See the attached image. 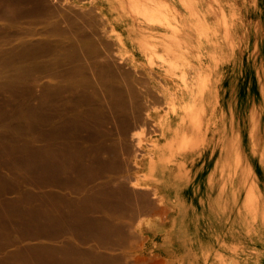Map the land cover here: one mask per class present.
I'll return each mask as SVG.
<instances>
[{
  "label": "rangeland",
  "instance_id": "1",
  "mask_svg": "<svg viewBox=\"0 0 264 264\" xmlns=\"http://www.w3.org/2000/svg\"><path fill=\"white\" fill-rule=\"evenodd\" d=\"M40 1L0 0V264H155L144 245L142 228L137 227L131 247L122 244L111 246L96 238L95 226L89 222L90 219H111L113 215L110 210L113 208L117 212L114 220L121 225L119 210L127 206L128 191L136 194L137 206L140 204V207H143L146 196L154 198L155 204L160 206L164 193L169 195L174 205L180 206L161 181L148 179L150 183H138L140 177H144L139 168V159L147 149H151V142L160 131L156 128L154 117L148 115L150 100L156 96L154 89L158 83L152 78H156L158 72L151 67L147 59L149 54L144 58L140 53L134 59H129L120 39L115 41L116 37L106 35L108 24L100 14L93 13L94 18L99 16L95 18L97 24L92 14H86L88 22H85L83 12H89L85 9H89L87 4H90V0H82L81 4L74 0ZM144 1L119 0L123 7L120 5L116 12L120 31L129 32L131 29L139 34L146 31L147 24L150 25L152 21L160 23V19L154 20L156 13L152 11L151 2ZM71 4L74 5L72 8ZM143 6L149 8L152 15ZM78 7L82 10L78 11ZM59 8L64 11L61 12ZM71 9H74V18L77 12H82L83 15H79L85 23H79V15L77 20H72V15L65 17L66 13L72 14ZM52 10L54 16L51 15ZM206 14L207 8H197L196 24L201 36L211 35V23H207ZM148 15L153 16V20ZM70 21H76L81 28L90 25L95 31L89 26L88 29L84 27V31L79 28L78 34L76 29L79 26L75 22L73 24L77 27L69 25ZM97 28L101 33L97 32ZM75 31L81 37L83 32L86 35L90 31L86 35L89 39L84 35L85 39L79 38L73 34ZM96 42L101 43L98 47L102 49L95 47ZM144 121H150L149 128H143ZM139 131L142 138L136 137ZM139 149H143L141 153ZM61 156L64 160L58 158ZM51 157L62 161L58 163ZM43 159L45 164L48 161L47 165L51 161L53 165L50 163V166L55 168L58 164V169L52 170L51 179V176L46 177L44 168L47 165L42 162ZM62 164H68L65 174L64 169L59 174ZM247 169H250L246 170L248 197L244 200L248 213L238 214L237 218L235 215L225 216H231L230 219L236 222L233 226L237 231L239 227L242 228L241 237L247 240V245L240 249L238 246L211 247L214 253L220 251L218 255L222 256L212 264H264V214L256 213L259 210L257 189L250 190L255 186L253 173L256 174V168L249 166ZM42 177L45 179L42 180ZM249 201L251 207H248ZM238 202L240 200L233 199L237 206ZM82 217L84 223L80 224ZM177 224L173 222V226ZM233 253L237 254L238 259ZM178 264L184 263L180 260Z\"/></svg>",
  "mask_w": 264,
  "mask_h": 264
},
{
  "label": "bare ground",
  "instance_id": "2",
  "mask_svg": "<svg viewBox=\"0 0 264 264\" xmlns=\"http://www.w3.org/2000/svg\"><path fill=\"white\" fill-rule=\"evenodd\" d=\"M20 1V0H19ZM40 1V0H38ZM47 1V0H45ZM44 1V4L46 3ZM77 3L81 4L82 0H74ZM85 1V0H84ZM127 1V0H126ZM141 1V0H140ZM144 1V0H142ZM151 3L150 5L154 8L152 11L154 13H156V15H154V20L156 19L157 21H159L160 19V23L159 22H154L152 21L150 25H148L147 23V29L146 31H140L139 34H135L136 32L132 31L131 29L129 30V32H123L120 31L117 23V11L119 6L121 5L119 0H90V4H87L89 7V9H85L88 10L89 12H83V14L85 13V15L78 13L75 10V13L77 12V15H83V18L87 17L86 14H92V17L94 16L93 13L96 14H100V16L102 17V19H105L104 22H106L108 25L105 28V33L108 36H112L116 37L114 38L115 41H118L120 39L121 45L123 46V49H125L126 53H128L126 56L129 57V59H134L136 57L137 54H140L144 57L147 56V54L150 55V57L147 59H149V63L152 65L151 67H153L154 69H156V71L158 72V76L155 78L153 77L152 80L154 82H156V80L158 81L157 83V87H155V92H153L155 96V98H152L153 100H150V104H149V117H154L155 123H156V128L158 127V130H160L157 134V136L155 138H153L152 140V144L153 146L151 147V149H147V151L144 152V155L141 159H139V168L141 171H143L144 173V177H140L139 182L137 180L138 183H142L146 184V183H150L147 180L148 179H153V180H158L162 182V185L166 188L167 191H169V193L172 195V197L179 203L180 205V213H176L175 216L173 217V222L178 223L176 226H173V228L171 230L172 234L174 237H176L177 239L182 238V242L180 243V247L182 249V263L184 264H200V263H196L195 259H192V257L196 256L197 260H202L205 258L206 260H209L211 262V254L214 253V248L213 251L211 249V238L214 237H219L224 243H227L228 240L230 239L231 242L229 244L235 243L238 248L240 249V247H244L246 244L245 238L241 237V233H240V228L239 227V231H237L236 229H234L235 227L233 226L234 224H236V222H233L232 219H230L231 216H228L227 218L229 219H224L223 216H220L217 214L218 217H212L213 214L211 215L210 213V219H211V228L210 229H205V228H201L199 222H203V219L205 218H201L200 215L196 216V214H200L196 208L199 207H203L206 206V202L202 201H198L193 199L191 200V198H194L196 195L194 194L193 196H189L187 195L186 192L190 191V190H197V188H199L198 184V179L200 178L199 175L202 174L201 176H206L209 175L210 180H211V116L209 113V110L211 111V50L209 51L208 48L211 47V35L209 36H205V35H199L198 34V26L196 24V18H197V9L195 8V2L194 0H149ZM209 1V0H208ZM211 1V0H210ZM232 1V0H231ZM239 1V0H238ZM243 1V0H242ZM254 1V0H253ZM258 1V0H257ZM37 3V1H34ZM41 2V1H40ZM50 2V1H49ZM49 2L47 3L48 5ZM125 2V0H124ZM146 2V0L144 1ZM213 2V1H212ZM223 2V1H222ZM240 2V1H239ZM249 2V1H248ZM256 2V0L254 1ZM42 3V2H41ZM71 3V2H70ZM148 3V2H147ZM211 3V2H210ZM40 4V3H38ZM37 4V5H38ZM43 4V3H42ZM41 4V5H42ZM46 4V5H47ZM209 4V3H208ZM237 4V3H236ZM240 4V3H239ZM57 5V4H56ZM86 5V4H84ZM83 5V6H84ZM86 5V6H87ZM144 5V4H143ZM250 5V4H249ZM60 7V5H58ZM62 6V5H61ZM74 6V5H73ZM71 4V8L73 7ZM81 6V5H80ZM128 6V5H127ZM131 7V5H129ZM141 6V5H140ZM212 6V3H211ZM215 6V5H214ZM213 6V7H214ZM217 6V5H216ZM221 6V5H220ZM67 7V6H65ZM122 7V5H121ZM137 7V6H136ZM146 7V6H143ZM223 7V6H222ZM252 7V4H251ZM62 8V7H61ZM64 8V7H63ZM70 8V7H69ZM77 8V5H76ZM79 8V7H78ZM123 8V7H122ZM215 8V7H214ZM57 9V8H56ZM84 9V8H83ZM147 8L144 9L146 10V12H150L151 10L149 9L147 11ZM224 9V8H223ZM248 9V8H247ZM246 9V10H247ZM257 9V8H256ZM51 10V9H50ZM59 10L62 12V10L64 11V9H60ZM74 10V9H73ZM72 14H68L66 13L65 17H68L69 15L71 16V18L73 17V11ZM82 10V8L78 9ZM84 10V11H85ZM120 10V9H119ZM137 10H139L137 8ZM213 10V8H212ZM215 10V9H214ZM213 10V11H214ZM221 10V8H220ZM234 10V9H233ZM243 10V9H242ZM58 11V10H57ZM70 10L68 9L67 12H69ZM121 11V10H120ZM129 11V10H128ZM150 12V14L152 15L153 12ZM217 10H215L216 13ZM235 11V10H234ZM248 11V10H247ZM255 11V10H254ZM253 11V12H254ZM261 11V10H260ZM54 12L55 8H54ZM60 12V13H61ZM142 13H144L143 11H141ZM140 12L141 15L145 16L144 14H142ZM220 12V11H219ZM240 12V11H239ZM252 12V13H253ZM53 13V10H52ZM58 13V12H57ZM131 13V12H130ZM202 13V12H201ZM221 13V12H220ZM241 13V12H240ZM243 13V12H242ZM249 13V11H248ZM261 13V12H260ZM233 14V13H232ZM256 14V13H254ZM54 16V13L51 14ZM57 15V14H56ZM60 15V14H59ZM58 15V16H59ZM62 15V13H61ZM65 15V14H64ZM76 15V17H77ZM80 15L78 16L80 19ZM147 15V14H146ZM151 15H148L147 17L150 16V20L151 19ZM244 15V14H243ZM251 15V14H249ZM57 16V17H58ZM75 16V15H74ZM90 17V15H88ZM97 16V15H96ZM157 16V18H156ZM215 16V15H214ZM257 16V15H256ZM262 16V14H261ZM64 17V16H62ZM76 17L72 18V20H77ZM91 17V19H93ZM99 17V16H98ZM98 17L96 19H98ZM146 17V16H145ZM222 17V16H221ZM234 17V16H233ZM238 17V15H237ZM236 17V18H237ZM252 17V15H251ZM82 18V19H83ZM94 18V19H95ZM133 18V17H132ZM216 18V17H215ZM218 18V17H217ZM79 19V23L80 21L83 23L84 21H82V19ZM89 19V18H87ZM90 19V20H91ZM93 19V20H94ZM94 20L97 21V20ZM100 19V18H99ZM149 19V18H147ZM162 19V20H161ZM213 19V18H212ZM253 19V18H252ZM258 19V18H255ZM63 20V19H62ZM86 20V18L84 19ZM90 20H89V24H90ZM92 20V21H93ZM214 20V19H213ZM226 20V19H224ZM259 20V19H258ZM60 21V20H59ZM67 21V18H66ZM69 21V20H68ZM91 21L92 24H94ZM102 21V20H100ZM128 21V20H127ZM243 21V20H242ZM63 22V21H62ZM71 22V21H70ZM76 23V21H74ZM73 21L71 22L72 25L74 23ZM85 22H88L87 20ZM84 22V23H85ZM223 22V20H222ZM254 22V21H252ZM256 22V21H255ZM67 24L69 22H66ZM79 23H76L77 25ZM81 23V25H82ZM96 23V22H95ZM98 23V22H97ZM96 23V24H97ZM128 23V22H127ZM136 23H138L136 21ZM225 23V22H224ZM72 25L74 27H77V25ZM94 24V25H96ZM100 24V23H99ZM98 24V25H99ZM139 24V23H138ZM256 24V23H255ZM260 24V23H259ZM85 25V24H83ZM97 25V26H98ZM225 25V24H224ZM248 25V23H247ZM79 26V25H78ZM86 26V25H85ZM84 26V27H85ZM90 26V25H89ZM89 26H87L89 28ZM95 26V27H97ZM102 26V23L101 25ZM246 26V25H245ZM84 27H78L76 30L79 33V28H81L84 31ZM143 27V26H142ZM209 27V25H208ZM226 27V26H225ZM248 27V26H247ZM258 26H256L255 29H257ZM72 28V27H70ZM86 28V27H85ZM86 28V29H88ZM93 28L90 26V29ZM210 28V27H209ZM222 28V26H221ZM261 28V27H260ZM75 29V28H73ZM99 33H101L99 31V28H97ZM96 29V30H97ZM101 29V28H100ZM134 30V28H132ZM200 29V28H199ZM69 30V29H68ZM72 31V29H70ZM93 31H95L94 29H91ZM229 30V29H228ZM242 30V29H241ZM264 30V29H263ZM74 31V30H73ZM81 31V30H80ZM104 31V30H103ZM138 31V30H137ZM223 31V30H221ZM262 31V30H261ZM231 32V30H230ZM90 33V31H87V36ZM245 33V32H244ZM250 33V31H249ZM74 35L76 34V36H80L77 35L76 31L73 33ZM84 35V32L82 33ZM81 34V35H82ZM230 34V33H229ZM248 34V32L246 33V35ZM260 34V31H259ZM82 35V37L85 39L86 37H84ZM242 35V34H240ZM254 35V32H253ZM64 36V35H62ZM71 36V35H70ZM76 36H72L76 37ZM96 36V35H95ZM245 36V35H244ZM248 36V35H247ZM255 36V35H254ZM253 36V37H254ZM81 36L79 38H82ZM98 37V36H97ZM101 36H99L98 38H100ZM260 37V36H258ZM67 38V37H66ZM69 38V37H68ZM77 38V37H76ZM89 39V37H87ZM232 38V37H231ZM230 38V39H231ZM255 38V37H254ZM253 38V40H254ZM75 39V38H74ZM78 39V38H77ZM96 39V37H95ZM243 39V38H242ZM244 39H248L245 38ZM80 40V39H79ZM100 40V39H99ZM232 40V39H231ZM252 40V37H251ZM97 41V40H96ZM101 41V40H100ZM104 41V39H103ZM102 41V42H103ZM106 41V39H105ZM233 41V40H232ZM240 41V40H239ZM245 41V40H244ZM256 41V40H255ZM112 42V41H111ZM80 43V42H79ZM109 43V42H107ZM106 43V44H107ZM232 43V42H231ZM234 43V42H233ZM241 43V41H240ZM239 43V44H240ZM256 43V42H255ZM261 43V42H260ZM99 45L101 43H98ZM98 44L96 42L95 47H97L98 49L101 47H98ZM111 44V43H109ZM229 44V43H228ZM250 44V43H249ZM257 44V43H256ZM72 45V44H71ZM74 45V44H73ZM112 45V44H111ZM111 45H107V46H111ZM255 45V44H254ZM260 45V44H259ZM75 46V45H74ZM93 46V44H92ZM228 46V45H227ZM264 46V45H262ZM78 47V46H77ZM75 47V50L76 48ZM121 47V46H120ZM242 47V46H241ZM105 48V47H104ZM111 48V47H109ZM234 48V47H233ZM250 48V47H249ZM256 48V46H255ZM264 48V47H263ZM82 49V48H81ZM102 49V48H101ZM113 49V48H112ZM111 49V51H112ZM80 50V48L78 49ZM89 50V49H88ZM108 50V49H107ZM105 49V51H107ZM240 50V49H239ZM256 50V49H255ZM254 50V52H255ZM110 51V52H111ZM260 51V50H259ZM85 52V51H84ZM86 52L88 53V51L86 50ZM109 52V51H107ZM252 52V54L254 53ZM259 53V52H258ZM107 55V54H106ZM257 55V54H256ZM255 55V56H256ZM109 56V55H108ZM244 56V55H243ZM261 56V55H259ZM117 57V56H116ZM258 57V56H257ZM94 58V57H93ZM110 58V57H109ZM145 58V57H144ZM95 59V58H94ZM111 59V58H110ZM119 59V58H117ZM241 59V58H240ZM263 59V57H262ZM115 60V59H114ZM146 60V59H145ZM257 60V59H256ZM261 60V59H260ZM97 61V59H96ZM122 61V60H121ZM141 63H143L140 60H137ZM262 62V60H261ZM243 64V63H242ZM262 64V63H261ZM260 64V65H261ZM156 65V66H155ZM254 65V64H253ZM222 67V66H221ZM220 67V68H221ZM261 66H259L260 68ZM262 70V69H261ZM260 71V70H259ZM258 72V71H257ZM152 73V72H151ZM263 73V72H262ZM243 74V72H242ZM264 74V73H263ZM244 75V74H243ZM242 75V76H243ZM260 75V74H259ZM144 76V75H143ZM253 76V75H252ZM264 77V76H263ZM143 78V77H142ZM156 79V80H155ZM255 79V77H254ZM143 81V80H142ZM150 81V80H149ZM261 81V79H260ZM259 81V82H260ZM145 82V81H144ZM237 83V82H236ZM140 84V83H139ZM159 84V86H158ZM256 84V83H255ZM141 85V84H140ZM143 86L144 83L142 84ZM260 85V84H259ZM261 86V85H260ZM147 88V87H146ZM159 88V89H158ZM235 88V87H234ZM260 88V87H259ZM262 88V86H261ZM233 89V87H232ZM152 90V89H151ZM149 91V90H147ZM235 91V90H234ZM237 91V90H236ZM250 91V90H249ZM252 91V90H251ZM262 91V90H261ZM150 92V91H149ZM152 92V91H151ZM232 93V91H231ZM152 94V93H151ZM232 95V94H231ZM238 95V94H237ZM241 95V94H240ZM246 95V94H245ZM242 96V95H241ZM257 96V95H256ZM264 96V95H263ZM234 97V96H233ZM248 97V96H247ZM241 98V97H240ZM151 99V98H149ZM239 99V98H238ZM246 99V98H245ZM253 99V98H252ZM233 100V99H232ZM243 100V99H242ZM229 101V99H228ZM235 101V100H234ZM233 101V102H234ZM238 101V100H237ZM259 101V100H258ZM236 103V102H235ZM240 103V102H239ZM261 103V102H259ZM232 104V103H231ZM229 104V105H231ZM248 104V103H247ZM226 105V104H225ZM236 105V104H235ZM234 105V106H235ZM261 105V104H260ZM227 106V105H226ZM242 106V105H241ZM248 106V105H247ZM246 106V107H247ZM236 107V106H235ZM239 107V106H238ZM254 108V107H253ZM228 109V108H227ZM230 109V108H229ZM247 109V108H246ZM245 109V111H246ZM252 109V106H251ZM254 110V109H252ZM257 110V109H256ZM38 111V110H37ZM239 111V109H238ZM241 111V110H240ZM243 111V110H242ZM261 111V110H260ZM141 112V111H140ZM139 112V113H140ZM248 112V111H247ZM254 112V111H251ZM241 114V113H240ZM252 114V113H251ZM250 114V115H251ZM254 114V113H253ZM252 114V115H253ZM261 114V113H260ZM142 116V115H141ZM243 116V115H242ZM144 117V116H143ZM232 117V116H231ZM263 116H260V118H262ZM147 118V116H146ZM253 118V117H251ZM232 119V118H231ZM153 120V119H152ZM153 120V121H154ZM244 120V118H243ZM261 119H259L260 121ZM250 121V118H249ZM254 121V119H253ZM150 123V121H148ZM148 122L144 121L143 123V128L148 127ZM232 122V121H231ZM259 123V122H258ZM152 124V123H151ZM227 124V123H226ZM229 124V123H228ZM233 124V123H232ZM260 124V123H259ZM258 124V125H259ZM153 125V124H152ZM255 125V124H254ZM229 126V125H228ZM235 126V125H234ZM153 127V126H152ZM231 127V126H230ZM228 127V128H230ZM238 127V126H237ZM149 128V127H148ZM232 128V127H231ZM260 129V127H258ZM147 130V128H146ZM241 130V129H240ZM230 131V130H229ZM232 131V129H231ZM259 131V130H258ZM264 131V130H263ZM126 132V130H125ZM147 132V131H146ZM72 133V132H71ZM124 133V132H123ZM135 133V132H133ZM139 134L136 135L137 138L141 137L142 138V133H140V131L138 132ZM254 133V131H253ZM129 134V133H128ZM228 134V133H227ZM226 134V135H227ZM232 134V132H231ZM237 134V133H236ZM258 134V133H257ZM239 136V135H238ZM144 137V136H143ZM135 139V138H134ZM144 139V138H143ZM232 138H229L228 140H230ZM250 139V138H249ZM140 140V139H139ZM150 140V139H149ZM227 140V141H228ZM239 140V139H238ZM241 140V139H240ZM145 141V140H144ZM244 141V140H243ZM251 141V140H250ZM254 141V140H253ZM263 141V140H262ZM141 142V141H138ZM231 142V141H230ZM237 142V141H236ZM241 142V141H238ZM255 142V141H254ZM258 142V141H257ZM228 143V142H227ZM53 144V143H51ZM238 144V143H237ZM255 144V143H254ZM258 144V143H257ZM68 144H65L64 146H66ZM78 145V144H77ZM134 145V144H133ZM142 145V144H141ZM144 145V144H143ZM142 145V146H143ZM243 145V144H242ZM247 145V144H246ZM245 145V146H246ZM259 145V144H258ZM256 145V146H258ZM63 146V143H62ZM70 146V145H69ZM80 146V145H79ZM97 147V145H95ZM100 146V145H98ZM107 146V145H106ZM140 146V144H139ZM150 146V145H149ZM241 146V143H240ZM32 147V146H31ZM41 147V146H40ZM47 147V146H46ZM49 147V144H48ZM52 147V146H51ZM57 147V146H56ZM72 147V145H71ZM73 147H75L73 145ZM82 147V146H81ZM84 147H86L84 145ZM141 147V146H140ZM236 147V146H235ZM234 147V148H235ZM259 147V146H258ZM262 147V146H261ZM60 148V147H59ZM66 148V147H64ZM70 148V147H69ZM66 148V149H69ZM77 148V147H76ZM75 148V149H76ZM79 148V147H78ZM83 148V147H82ZM90 148V146H89ZM102 148V147H101ZM108 148V147H107ZM142 148V147H141ZM140 148V149H141ZM145 148V147H144ZM243 148V147H242ZM34 149V148H33ZM52 148H50L51 150ZM55 149V148H54ZM95 149V148H94ZM100 151V148H98ZM96 149V150H98ZM139 149V151H140ZM238 148H236V150H238ZM253 149V148H252ZM43 150V149H42ZM46 150V149H45ZM55 150H58L57 148ZM53 150V151H55ZM63 150V149H62ZM81 150V149H80ZM143 150V149H142ZM142 150L140 151V153L142 152ZM199 150H201V152H199ZM226 150V148H225ZM244 150V149H243ZM53 151L51 153H53ZM74 151V150H73ZM82 151V150H81ZM47 152V151H46ZM45 152V153H46ZM59 152V151H58ZM36 153V152H35ZM44 153V154H45ZM50 153V152H48ZM47 153V154H48ZM51 153L49 155H51ZM55 153V152H54ZM57 153V152H56ZM65 153V152H64ZM79 153V151H78ZM81 153V152H80ZM201 153V154H200ZM222 153H224L222 151ZM226 153L228 154V147H227V151ZM241 153V151H240ZM248 153V152H247ZM60 154V153H58ZM99 154V153H98ZM200 154V155H199ZM233 154V152H232ZM238 154V153H237ZM243 155L246 153H242ZM264 154V153H263ZM56 155V154H55ZM68 156H70L69 154H67ZM72 155V154H71ZM77 155V154H76ZM101 155V152H100ZM225 155V154H224ZM231 155V154H229ZM251 155V154H250ZM259 155V153H258ZM47 156V155H46ZM64 157H66L65 155H63ZM63 156L58 157V158H62ZM79 156V155H78ZM83 156V155H82ZM239 156V155H238ZM237 156V158H238ZM41 157V156H40ZM44 157V156H42ZM74 157V156H73ZM70 158V159H73ZM99 157V156H98ZM98 157L96 158V160H98ZM229 156L226 155V158ZM48 158V157H46ZM68 159V157H66ZM65 158V161H66ZM80 158V157H79ZM88 158V157H87ZM102 159V157L100 156L99 159ZM231 158V157H230ZM247 158V157H246ZM245 158V159H246ZM262 158V157H261ZM260 158V159H261ZM49 159V158H48ZM52 159V157L50 158ZM69 159V160H70ZM75 159V158H74ZM100 159V160H101ZM257 159V158H255ZM39 160V159H38ZM53 160V159H52ZM54 160L61 162L60 160H58L57 158H54ZM53 160V161H54ZM64 160V159H63ZM81 161V158L79 159ZM84 160V159H83ZM94 160V158L92 159V161ZM222 160V159H221ZM232 160V159H231ZM248 160V159H246ZM41 161V160H40ZM52 161V162H53ZM55 161V162H56ZM76 161V160H74ZM85 161V160H84ZM104 161V160H103ZM103 161L101 162L103 164ZM200 161H204L205 163V167L203 168L204 171H202L200 174L198 173V168L196 165L199 164ZM238 161V159H237ZM236 161V163H237ZM261 161V160H260ZM44 163V159L42 161ZM40 162V163H42ZM46 162V161H45ZM73 162V161H72ZM82 162V161H81ZM98 161H96L97 163ZM105 162V161H104ZM231 162V161H229ZM240 162V161H239ZM51 163V161H50ZM48 164V161L45 165V168L43 166V168L46 170L47 175L51 176L49 177L50 179L53 176V169L55 167L50 166L51 164ZM95 163V164H96ZM100 163V162H99ZM98 163V164H99ZM100 163V164H101ZM248 163V161H247ZM262 163V162H261ZM33 164V163H32ZM31 164V165H32ZM55 164V163H54ZM89 164V163H88ZM92 164V163H91ZM89 165V166H93V165ZM225 164V163H224ZM227 164L229 165V163L227 162ZM233 164V162H232ZM240 164V163H239ZM242 164V163H241ZM249 164V163H248ZM247 164V165H248ZM36 165V164H35ZM38 165V163H37ZM43 165V164H41ZM53 165V164H52ZM58 167V164H56ZM84 165V164H83ZM82 165V166H83ZM234 165V164H233ZM250 166V165H248ZM255 165V164H254ZM39 166V165H38ZM81 166V167H82ZM88 166V165H87ZM101 169L103 168V166L105 167V165L103 164L100 165ZM34 167V165H33ZM55 168L56 169L58 168ZM60 167V172L59 174H62L64 171H68V164H62L59 166ZM73 167V166H70ZM69 167V170H70ZM84 167V166H83ZM98 167V166H97ZM223 167V166H222ZM245 167V166H244ZM259 167V166H258ZM94 167H92L93 169ZM43 169V172H45V170ZM64 169V170H63ZM83 169V168H82ZM96 169V168H94ZM93 169V170H94ZM240 169V168H238ZM245 169V168H243ZM251 169V168H250ZM249 169V170H250ZM53 170V171H52ZM58 170V171H59ZM63 170V172L61 171ZM80 170V169H78ZM247 169V171H249ZM254 170V169H253ZM256 170V169H255ZM41 171V170H40ZM39 171V172H40ZM102 171V170H101ZM218 171V170H217ZM241 171V169H240ZM245 171V170H244ZM263 171V170H262ZM53 172V173H52ZM100 172V171H99ZM98 172V173H99ZM223 172V171H222ZM254 172V171H253ZM264 172V171H263ZM56 173V172H55ZM78 173V171H77ZM76 173V174H77ZM87 173V172H86ZM96 173V172H94ZM104 173V171H103ZM226 173V172H224ZM237 173L238 170H237ZM247 173V172H245ZM250 173V172H249ZM248 173V174H249ZM40 174V173H39ZM65 174V172H64ZM68 174V173H67ZM66 174V176H67ZM255 175V173H253ZM264 174V173H263ZM42 175V174H40ZM227 175V174H226ZM233 175V174H232ZM238 175V174H237ZM43 176V175H42ZM56 176V175H55ZM58 176V175H57ZM60 176V175H59ZM62 176V175H61ZM60 176V177H61ZM71 176V175H70ZM198 176V177H197ZM223 176V173H222ZM244 176V173H243ZM242 176V177H243ZM256 177H258L257 175H255ZM264 176V175H263ZM45 177V176H43ZM42 177V180L45 179ZM138 177V176H137ZM153 177V178H152ZM227 177V176H226ZM238 177V176H237ZM241 176H239L240 178ZM250 177V175L248 176ZM102 178V176H101ZM204 180V177H202ZM207 178V177H206ZM232 178V177H231ZM245 178V176H244ZM41 179V178H40ZM78 179V178H77ZM80 179V178H79ZM98 179V178H97ZM138 179V178H137ZM147 179V180H146ZM215 179V178H214ZM256 180V178H254ZM57 180V179H56ZM60 180V179H59ZM62 180V179H61ZM70 180V179H69ZM191 180V184L188 186V184L190 183L189 181ZM224 180V179H223ZM242 180V179H241ZM249 180V179H247ZM246 180V181H247ZM259 180V179H257ZM55 181V180H54ZM75 181V180H74ZM206 181V180H205ZM245 181V183H246ZM262 181V180H261ZM51 182V181H50ZM189 182V183H188ZM218 182V179H217ZM220 182V181H219ZM226 182V181H225ZM234 182H235V178H234ZM250 182V181H249ZM248 182V183H249ZM253 182V181H251ZM203 183V182H202ZM229 183V182H228ZM261 183V182H258ZM250 184V183H249ZM255 186L257 187L256 182L254 183ZM104 185V184H103ZM229 185V184H228ZM237 185V184H235ZM102 188V185H100ZM188 186V187H187ZM207 186V185H206ZM223 186V185H222ZM231 186V185H230ZM255 186H253L252 189L250 190H254L257 189ZM227 187V186H226ZM255 187V188H254ZM152 188V187H151ZM154 188V187H153ZM152 188V189H153ZM209 188V187H207ZM205 188V189H207ZM240 188V187H238ZM246 188V187H245ZM225 189V187H224ZM248 190V188H246ZM245 189V190H246ZM261 189L262 188L261 186ZM260 189V190H261ZM97 190V188H96ZM94 190V191H96ZM102 190V189H101ZM100 190V191H101ZM104 190V188H103ZM202 190V189H201ZM223 190V188H222ZM231 190V189H230ZM235 190V189H234ZM243 190V189H242ZM258 190V189H257ZM98 191V190H97ZM96 191V192H97ZM160 191V190H159ZM200 191V189H199ZM218 191V190H217ZM224 191V190H223ZM240 192V191H239ZM238 192V193H239ZM260 192V191H258ZM264 192V190H263ZM231 194V191L229 192ZM245 193V192H244ZM248 192H246L247 194ZM251 193V192H250ZM193 194V193H192ZM191 194V195H192ZM203 194V193H202ZM241 194V193H240ZM260 194V193H259ZM262 194V193H261ZM149 195V194H147ZM151 195V194H150ZM206 195V194H205ZM210 195V194H209ZM225 195V194H223ZM236 195V194H235ZM234 194L232 196H235ZM256 195V194H255ZM216 196V195H215ZM228 196V195H227ZM226 196V198H227ZM248 197V195H246ZM250 196V195H249ZM258 196V195H257ZM261 196V195H260ZM187 197V198H186ZM237 197V196H236ZM148 199V197H146ZM234 198V197H233ZM254 198V197H253ZM201 199V198H199ZM215 199V197H214ZM223 199V197H222ZM221 199V200H222ZM237 199V198H236ZM247 199V198H246ZM245 199V200H246ZM252 199V198H251ZM209 200V199H208ZM216 200V199H215ZM227 200V199H226ZM229 200V198H228ZM249 200V199H248ZM150 201V200H149ZM151 201H153L151 199ZM150 201V202H151ZM218 201V199L216 200ZM215 201V202H216ZM220 201V200H219ZM257 201V200H254ZM261 201V198H260ZM144 202V201H143ZM154 202H156L154 200ZM231 202V200H230ZM229 202V203H230ZM145 203V202H144ZM142 203V204H144ZM153 203V202H151ZM226 203V202H225ZM228 203V202H227ZM257 203V202H256ZM261 203V202H259ZM150 205L147 202L145 203V205ZM211 204V202H210ZM254 204V203H253ZM223 205V204H222ZM230 205V204H229ZM245 205V203H244ZM247 205V204H246ZM259 205V204H257ZM256 205V206H257ZM155 206V204L153 205ZM250 206V201L248 204V207ZM255 206V205H254ZM261 206V204H260ZM264 207V204L262 205ZM149 206L145 207L148 208ZM213 207V206H212ZM228 207V206H227ZM226 207V210H227ZM245 207V206H244ZM247 207V206H246ZM251 207V206H250ZM258 207V206H257ZM65 208V207H64ZM90 208V207H89ZM88 208V209H89ZM259 208V207H258ZM258 208H256V210H258ZM70 209V208H69ZM212 209V210H211ZM210 212L213 211V208H211ZM90 210V209H89ZM150 210V207L149 209ZM246 210V209H245ZM83 211V210H82ZM202 211V210H201ZM217 211V210H216ZM219 211V210H218ZM242 209L239 211L241 213ZM244 211V210H243ZM251 211V209H249V212ZM262 211V210H261ZM65 212V211H64ZM209 212V211H208ZM74 213V212H73ZM214 213V212H212ZM216 213V212H215ZM214 213V214H215ZM220 213V212H219ZM244 213V212H243ZM253 213V212H252ZM257 213V211H256ZM261 213V212H260ZM84 214V213H83ZM149 214V213H148ZM245 214V213H244ZM262 214V213H261ZM72 215V214H71ZM238 215V214H236ZM235 215V216H236ZM242 215V214H241ZM251 215V214H250ZM63 216V214H62ZM65 216V214H64ZM74 216V215H73ZM88 214L85 216L87 218ZM91 216V215H89ZM202 216V215H201ZM239 216V215H238ZM245 216V215H244ZM105 217V216H104ZM208 217V216H207ZM241 217V216H240ZM248 217V216H247ZM255 217V215H254ZM259 217H263V216H259ZM258 217V218H259ZM67 218V217H66ZM90 218V217H89ZM237 218V216H236ZM64 219V218H63ZM94 219V218H93ZM150 219V218H149ZM239 219V218H238ZM237 219V220H238ZM248 219V218H246ZM260 219V218H259ZM68 220V219H66ZM207 220V219H206ZM245 220V219H244ZM263 222H264V218H262ZM74 221V220H73ZM84 221V220H83ZM208 221V220H207ZM254 221V220H253ZM64 222V221H63ZM139 224L138 226L140 227L143 224V219L139 220ZM147 222H149V220L147 219ZM241 222V221H240ZM255 222V221H254ZM68 223V222H67ZM206 223V222H205ZM77 224V223H76ZM255 225V224H254ZM261 225V224H260ZM189 226L192 227V229L194 230L192 235L189 236V238L191 239H198V238H202V241H197V242H188V236L183 237L184 235H186L187 231H185L186 229H189ZM207 226V225H206ZM253 226V225H251ZM257 226V225H256ZM81 228V227H80ZM225 229V231H223V229ZM242 229V228H241ZM191 230V229H190ZM253 231V230H252ZM263 231V230H262ZM171 232V231H170ZM169 232V233H170ZM254 232V231H253ZM244 233V232H243ZM183 234V236H182ZM171 235V233H170ZM258 235V234H257ZM256 235V238H257ZM263 235V234H262ZM263 237V236H262ZM170 239V238H169ZM248 239V238H247ZM261 240V239H260ZM190 241V239H189ZM239 241H242L241 243ZM263 241V240H262ZM177 243V242H176ZM191 243V244H190ZM242 245V246H240ZM262 245V244H261ZM213 246V245H212ZM218 246V245H217ZM227 247V246H226ZM222 248V246H221ZM224 248V247H223ZM247 248V247H245ZM225 249V248H224ZM252 249V248H251ZM216 250V249H215ZM220 251H218L217 253L219 254ZM216 254V253H215ZM235 256L237 255L236 253ZM194 255V256H193ZM255 255V254H254ZM258 255V254H257ZM213 256V254H212ZM217 256V254H216ZM261 256V255H260ZM256 257V256H255ZM258 257V256H257ZM218 259V258H217ZM228 260V259H227ZM237 260V259H236ZM219 261V260H218ZM238 261V260H237ZM244 261V260H242ZM241 261V262H242ZM201 262V261H200ZM204 262V261H203ZM240 262V261H239ZM205 263V262H204ZM219 263V262H218ZM238 263V262H237ZM203 264V263H201ZM207 264V263H205ZM209 264V263H208ZM212 264V263H210ZM236 264V262L234 263Z\"/></svg>",
  "mask_w": 264,
  "mask_h": 264
},
{
  "label": "crops",
  "instance_id": "3",
  "mask_svg": "<svg viewBox=\"0 0 264 264\" xmlns=\"http://www.w3.org/2000/svg\"><path fill=\"white\" fill-rule=\"evenodd\" d=\"M239 1L238 0H232V1L231 0H211V1L210 0L209 1L208 0H194L196 9L198 7L207 8V14L205 16V19L208 24L211 23L210 25L211 27V47H209L208 50L209 51L211 50V60H212L211 61V111L209 110V113L211 116V165L212 166H211V180H210L209 175L201 176L202 174H200L202 171H204L203 168L206 166L204 161H200L199 164L196 165L199 171L198 173L200 174L199 175L200 178H197L198 179L197 185L199 186V188L193 191L190 190L186 193L189 196H193L194 194L196 195L194 198H191V200L198 199V201L200 202L203 199V202L207 201L205 203L206 206L196 208V210L199 213L201 212L200 214L197 213L196 216L200 215L201 218L205 217L204 219L202 218L203 222L202 221L199 222L200 227L205 228L207 230L211 228V219H210L211 217L210 216L212 214H213L212 217H218L217 214L220 216H223L225 214L223 218L227 220L228 218H225V216L227 215H236V214L241 215L244 213L245 214L248 213L245 210L247 208L246 207L247 205H246V201L244 200L246 199V192H247V189H246L247 188V181H246L247 175L245 172L247 168L249 167L248 165H250V167L256 168L255 175H257L258 177L255 176L256 178L255 182L258 187L256 188L258 189L257 194H258L259 202H261V206H260V203L258 205L259 210L257 213L260 214L261 209H262L261 213L264 214V211H263L264 207L262 206L264 204V192H263L264 189H261V186L262 188H264V176H263L264 175L263 174L264 173L263 172L264 171V154H263L264 153V131H263L264 130V96H263L264 95V77H263L264 76L263 74L264 73V48H263L264 46H262L264 45V30H263L264 29V0H258V1L256 0V2H254L255 0L254 1L253 0H243V1L239 0ZM210 2L212 3V6ZM251 4H252V7H251ZM212 8L213 10L214 9L217 10L216 13H215V10L214 11L212 10ZM246 9L249 11V13ZM249 14H251L252 17ZM255 18H258L259 20ZM256 26H258L257 29H255ZM259 31H260V34H259ZM247 32H248L247 34L248 36L246 35ZM253 32L255 36L253 35ZM244 35L248 39H244L245 38ZM251 37H252V40H251ZM239 40L241 41V43ZM252 52L254 53L252 54ZM260 59L262 60V62ZM259 66L261 67L259 68ZM242 72L244 75L242 74ZM259 84L262 86V88ZM251 106H252V109L254 110L251 109ZM251 111H254V112H251ZM251 113L252 114L254 113V114L252 115ZM260 116H263V117L260 118ZM249 118H250V121H249ZM259 119L261 120L259 121ZM258 127H260V129ZM229 138H232V139L228 140ZM238 141H241V142H238ZM240 143H241V146H240ZM256 145H258L259 147ZM227 147L229 151L228 154L226 153ZM238 147L239 149L236 150V148ZM222 151L224 153H222ZM199 152H201V150H199ZM242 153H246V154L243 155ZM226 155L229 156V159L228 157L226 158ZM245 158L248 160H246ZM247 161L249 164L247 163ZM227 162L229 163V165L227 164ZM232 162L234 165L232 164ZM246 165L248 167H246ZM238 168H240L241 171ZM243 168H246V169H243ZM237 170L239 173H237ZM222 173H223V176H222ZM243 173H244L245 178L243 176ZM239 176L241 177L239 178ZM202 177H204V180H202L203 179ZM234 178H235V182H234ZM217 179H218V182H217ZM189 182H188L189 183L188 186L192 183L191 180ZM258 182H261V183H258ZM222 188L224 191L222 190ZM160 189H162V187ZM230 191H231V194L229 193ZM233 194L234 195L236 194V195L232 196ZM163 195H165V197ZM214 197L216 200L218 199V201H216ZM260 198H261V201H260ZM151 199L153 200L154 198L148 197V199L146 198L145 200V203L147 202L150 205H147V204L145 205L144 203L143 205L141 204L143 207H140L139 206L140 204L137 206L136 194L134 192L128 191V198L126 201L127 206L126 207L123 206L122 209L119 210L121 211L120 213L121 217L119 216V219L120 218L122 219L121 225H119L118 223L117 225L116 221L114 220L115 218L114 215H117V212L113 208L110 210V213L113 215L111 219H107V220L90 219L89 224H92L95 226L96 238L100 240L101 242L103 240L106 241V243L105 242L103 243L107 245H111V246H118L122 244L123 246L131 247L133 244L134 238H135L137 227L142 228V231L145 235L144 245L147 251L149 250V252L151 253L150 259L155 264H178L180 260H182L183 252L180 247L181 246L180 243H183V242H182V238L177 239L176 237L173 236L172 234L173 230L171 229L173 227L172 219L175 216V214L178 213L180 206L174 205V202L170 200L171 198H169V195L165 193L162 194L163 201L160 204V206H157L154 200L151 201ZM233 199L240 200V202H238V206H237V203H233ZM149 200L153 203H151ZM242 200H244V202ZM154 204L155 206H153ZM147 206L150 207V210H148L149 207L146 208L145 210V207ZM226 207H227V210H226ZM211 208H213L212 212L214 213L216 212L215 214L210 212L212 210ZM241 209L242 211L240 213L239 211ZM141 219H143V224L139 227L138 221ZM147 219L149 220V222H147ZM83 220H84L83 217L80 218V224L84 223ZM88 221L89 220L87 218L86 222ZM234 229L237 230V228H234ZM185 231H187L186 235L183 236L182 234V236L183 237L188 236L187 237L188 242H192V241L197 242L199 240L200 241L203 240L202 238H198V239L196 238L195 240L189 238V236L192 235L194 231L192 227L189 226V229L188 230L186 229ZM223 231H225V229H223ZM169 232L171 233V235ZM211 239H212L211 247H216L217 245L218 246H237L235 243L229 244L231 242L230 239L228 240L227 243L223 242L226 240L222 241L220 238L214 237ZM239 242L241 243L242 241H239ZM212 254H211V259L213 258L214 259L211 260V262L212 261L215 262V260H217L218 257H222L221 255H218V254L216 256L215 253H212ZM234 257L237 258V255ZM234 257L230 256L231 259H234ZM196 258H197L196 256L192 257V259H195L196 263H200V264L201 263L203 264L211 263L209 260H206L205 258L203 259L205 263L202 260H197ZM229 261H232V260H229Z\"/></svg>",
  "mask_w": 264,
  "mask_h": 264
}]
</instances>
